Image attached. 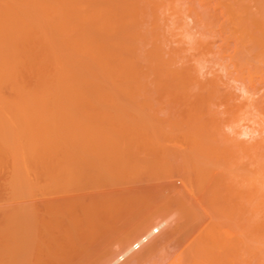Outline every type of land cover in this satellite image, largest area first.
Segmentation results:
<instances>
[{"label":"bare ground","instance_id":"1","mask_svg":"<svg viewBox=\"0 0 264 264\" xmlns=\"http://www.w3.org/2000/svg\"><path fill=\"white\" fill-rule=\"evenodd\" d=\"M85 86L86 87H88V86L89 87H93V86L104 87L105 86V88H106V86L142 88L143 92H139L138 90L136 92L135 91L134 92H129V91L125 92L126 95L128 94L130 96L137 97V98H138V96L140 97L141 95H144L145 97L149 98L152 91L154 93V96H155V94H158L160 96L162 93H164L161 90V88H164V87H165L166 94L164 93L162 95V97L164 95H166V97H169L168 93L170 91V88H172L171 92H170V94H171L170 96L173 95L172 97H175L177 95V93L178 94L180 93L182 95V98L185 97L182 99L183 101H184V99L186 101L188 98H190L189 99L190 102H191V99L193 100L192 102H194V100H195V101L199 102V105L201 103V105H203V107H205L204 103L206 105L207 104L209 105V102H212L214 100H219L222 103L224 102L225 105H223V104L222 105L224 106V108H226L224 110L225 113L229 114L230 117H232L233 119L234 118H236V119L240 118L241 119L242 117L247 118L246 117L247 115L251 116V118L247 121L248 122L250 121V123H251L252 122L251 119L253 120L252 123H254V127L253 128L249 127L253 130V132L251 130V133L250 132L248 133L247 132L248 130L242 129L243 131H242V133H240L241 130L236 129L235 130L236 132H234V130L232 131L233 134L231 133L232 134L231 136L226 135V133H225L224 135H222V137L220 139H218L217 138L218 136H215V135L217 134V132L220 131V129H219L220 128V121L222 122L223 119L221 120V117L224 116V114L219 118L220 119L218 122L219 125L216 124L219 126V128H217L218 126L216 127L217 132L215 131L214 128H213L214 130H212V131H215V133H211V131H209L208 128L206 129L205 128L206 125L201 127L200 125H203L202 123L204 122L203 121L202 123H200L202 120L201 119L202 116L199 118V114L198 115L195 114L194 118L196 120L197 131L194 130V133L191 135H188V136L183 135L184 141L182 142L183 152L185 151L184 153H182V155L186 154L184 156L185 159H186V157H187V159H189V160L186 159V161L191 162V159H192L193 162H191L190 165L187 162L188 164L186 166H187L188 172H184L182 170L183 173H181L179 171L180 169L176 170L175 172H176V174H182L183 175V177L187 181V184L189 185V187L188 186L187 187L191 189V192L196 196L195 199L197 198V200L201 203L200 205H204L206 207H208V205H210L209 208L212 207V209H213L212 211H215V209L213 207L217 206V211H218V212H216V214H217L221 210L219 205L224 204V202H226L227 199H229V198L230 199L228 200V203H230L232 201L231 197L233 198V196H234L233 200L235 198L238 199L237 197L240 196L239 192H237L238 188L236 190V195L238 193L237 197L235 196V191H234L233 195H230L233 193V190L235 187L234 188L232 187V184L229 183V180L228 181L226 180L227 184H226V182L223 183V181L225 180L224 173L226 172V175H227V171H226V168L228 167L227 164L231 165V162L229 163L228 158H231L232 156L229 157L228 154H230L233 150L234 151H241V152H243L242 154L245 153L244 155H246L248 157V159L246 156H245V158L249 162L245 160L244 164L248 163V165L246 164V167L249 168V166H250L252 168L251 171H250V169L246 168L247 172L246 171L245 172H246V175L248 174V172H252L249 174L252 175V176H250V178H252V180H250V182L253 181V184H250V182H248V183L246 182L245 184H243V186L244 185L246 186L247 184L254 186V189H253L251 186L248 185L249 189H250V187L252 188L251 191L255 190L254 191L255 196H253V199H252L253 205H251V204L250 205L254 206L253 207L254 210L253 209H251V210L257 212L256 214H255V212L254 213L252 212V214H255L256 216H258V217L254 216L255 219L253 220V221H255V223L258 220V224L256 225V226H258L257 227L258 230L255 231L256 226H254L255 227V230H253L254 232L251 231V234H252V232H253V234H256V232H257L256 238H253V239L256 240L255 242H256V246H257L256 251L258 253V258H257V253H256L255 254L256 256H254V260H257L256 263H250V264H264V0H0V168H2L5 165L9 166V163H10V165L12 164L11 166H9L10 169L12 170V172H10L11 176L9 173V177H11V179H10L11 181L13 180L12 182H14V185H15V181L19 182V183L27 182V184L32 183V185L34 184V186H35V184H37V188L41 185V189H44V190L45 189L50 190L51 186L58 185V184H59L58 185L59 187L57 186V189L60 187L62 189L64 187L63 185H65V187L67 186V188H69V186H73L72 184H73V182L75 183V181L73 180L74 178L72 179V177L74 176L75 172L72 175L71 172H73V171H71V166L74 165V167H77V168L80 167V166H78L79 165V163H78L79 157L74 158L75 161L78 160L75 162L72 157H73V154H74V156L76 154L72 153L70 151L68 152L69 149L67 147L75 146L74 148H77L79 146L78 145L79 141L76 140L77 136H79V135L74 136L73 134H80L79 128H80V126L84 127V124L81 123L80 121H76L74 119V117H76V119L81 120L80 117L75 116L77 109L80 107L79 106L80 104H78V108H77L76 104L80 103V101H81L80 98L83 97L81 92H84L83 89H86V88H82V87H85ZM167 87H168V89H167ZM237 87L241 88L242 90L238 89ZM145 88H152V89L160 88L161 93L158 91V89H157V91L159 93L156 90H152L150 92H145V90H146ZM233 88H237L238 90L243 92V95L242 96L241 95L238 96V94L236 95V92L232 91ZM91 90H93V89H91ZM91 90L90 91L88 90V91L91 92ZM167 90H169V91H167ZM155 91H156V93H155ZM111 92H113V91H111ZM92 94H95V93H92ZM122 94L123 93L120 92L121 96H122ZM180 94H179V96H180ZM91 95H87V96H91ZM100 95H101V93H100ZM120 95H118V96L120 97ZM147 95H149V97ZM144 96H142V97H144ZM84 97H85V94H84ZM155 97L159 101L161 99L163 101V99H164V98L159 99L160 97L158 98L157 95ZM83 98H81V99H83ZM122 98H123V96H122ZM122 98H121V100L124 101V99H122ZM147 98L145 100H148ZM143 99L144 98H142L141 101ZM165 99L167 101H165V100L164 101L168 103V99L167 98H165ZM178 99H176V101ZM86 101H87V99H86ZM149 101H151L150 98H149ZM162 101H160V103H162ZM171 101H173V100H171ZM96 102H98V101H96ZM136 102H138V100H136ZM151 102L153 103V101H151ZM177 102H176V104H177ZM86 103H89V101ZM86 103H84V104H86ZM146 103H148V102H146ZM160 103L158 104V102H157L156 103V104H158L157 106H159ZM91 104H93V103H91ZM124 104H125V102H124ZM126 104H129V103H126ZM164 104H161V105H163V108L165 107ZM170 104H171L170 105V109H171V106H173L175 104H173V105H172V103H170ZM179 104H181V103H179ZM105 105H106V103H105ZM182 105H183V103L178 108H175V106H174V113L176 115H172V116L175 117L179 114H180L179 117L181 116L180 112H181V110H184V109H183V107L181 110L179 108H181ZM157 106H156L157 110H160L162 108V107L160 108V106H159L160 109H158ZM86 108H88V105ZM139 108H141V107H139ZM156 108H154V110H156ZM208 108H207V110L209 111L210 106ZM134 109H137V108H134ZM177 109L180 110L178 113L176 111ZM85 111L88 112V110H85ZM105 111H107V110H105ZM105 111L103 110L104 113L101 112V114L104 115ZM131 111H133V110H131ZM167 111H169V110H167ZM171 111L168 112V115L171 113ZM118 112H119V110H118ZM124 112H127V111H124ZM147 112H149V111H147ZM212 112H213V109H212ZM90 113H92L91 110H90ZM134 113H136V112H134ZM189 113H190V111H189ZM222 113H220V114H222ZM159 114H160V112H159ZM137 115H138V113H137ZM156 115H158L157 111H156ZM160 115H162V113ZM70 116H74V117L71 118ZM100 116L102 117V115H100ZM100 116L98 115V119L96 117V120L99 121V122L97 121V124L102 123L100 121V118H99ZM189 116L191 117V115H188V117ZM196 116H198L197 118H199V119H196ZM116 117L119 118V113H118V116H116ZM134 117H137V116H134ZM188 117L187 118L185 117V118L188 120ZM206 117L209 119V117L207 115H206ZM132 118H133V115H132ZM159 118L162 121H164L163 119H165V117L162 118L161 116H159ZM65 119L70 120V121L73 119L75 122L71 123L68 121V123H67L65 121ZM103 119L105 120V118H103ZM112 119H113V116L111 117V120ZM166 119H165V121H166ZM94 120H95V117H94ZM94 120L92 119V122ZM109 120H110V117H109L108 121ZM123 120L121 119L122 122H123ZM133 120H134V118H133ZM146 120L148 123V119H146ZM172 120H173V118H172ZM203 120H204V118H203ZM225 120H223V121H225ZM81 121H84V120H81ZM197 121L200 125L197 123ZM94 122H96V121H94ZM124 122L128 123L129 121H124ZM182 122H184V120ZM189 122H190V120H189ZM78 123L79 124L81 123V125H78ZM85 123H87V122H85ZM127 123H125V124L127 125ZM149 123H151V122H149ZM152 123H153V121H152ZM237 123H238V121H237ZM132 124H133V122H132ZM191 124H193V121ZM191 124H189L188 127H190ZM76 125H77V127H76ZM103 125H105V124H103ZM103 125L101 124V126H99V124H98L99 128L102 127L101 132L99 131V133L102 134V136H101V135H98V133H97L98 130L93 131V129H96V127L93 126L94 128L92 129L91 128L92 124H90L89 129H92V132L90 130H88V132L90 131V133H94L95 135L93 134V136H92V134H91V136H90V134H89V137H87L86 141L90 140L91 137H93V138H94V136L96 137V134H97L98 135L97 138L99 136L102 137L101 141L98 142L99 144H101V146L99 145L98 147H102L105 144H106L105 146H107L108 143H106V141H105V144L102 145L104 143L102 141L103 138H106V137H103V133H102V129L104 128ZM119 125L121 127V123H119ZM183 125H184V123H183ZM183 125H182V127H183ZM226 125L228 126V124H226ZM244 125H246V124H244ZM244 125H242V126H244ZM85 126H86V124H85ZM135 126L136 125H134V127ZM214 126H215V124H214ZM230 126H232V125H230ZM107 127L108 126H106V128ZM86 128L87 127H85V129ZM106 128L104 130H106ZM117 128H116V130H117ZM122 128H123V126H122ZM135 128L133 129V126H132L133 130H135ZM153 128H154V126H153ZM166 128H167L166 129V131H167L168 127H166ZM170 128H172V127H170ZM173 128H175V127H173ZM190 128H194V124ZM198 128H202V129L198 130ZM109 129L106 131H109ZM129 129L127 128V130H129ZM139 129L140 128H138V130ZM164 129H165V127H164ZM228 129L229 128H227L226 130H228ZM238 129H240V127ZM245 129H247V128H245ZM77 130H79V133L76 132ZM112 130H111V132L114 131V130L113 131ZM133 130H132V133H130V138L131 137L133 138L134 135H135L134 138H137V136L139 137V135H141V137H142V135H144L146 137L147 134H149V133L146 134L145 131L140 132V130H139V133H137V135H136V132H138V130L134 131L135 133L133 132ZM153 130H152V132H153ZM183 130H185V129H183ZM86 131H87V129L84 131L85 132L84 135L87 136L88 132H86ZM122 131H124V129H122ZM130 131H131V129H130ZM206 131H207V133H206ZM228 131H230V130H228ZM237 131H239V132H237ZM115 132L117 134L119 131L118 132L115 131ZM142 132L143 133L145 132V133L142 134ZM221 132H219V133H221ZM230 132L228 134H230ZM208 133H209V135H208ZM121 134L124 135V139H125V135L126 136L129 135V132H128V134L127 133L125 134L123 132ZM212 134H214V135H212ZM241 134H242V137L243 136H245V137L247 136V138H248V136H249V138L251 137V140L249 139V142H247L248 140L247 141H241L239 139V137H240L239 135H241ZM80 135H83V134H80ZM84 135H83V137H84ZM113 135H114V133H113ZM218 135H221V134H218ZM104 136H106V135H104ZM110 136H109V138L112 137V136L111 137ZM209 136L211 138L212 137H215V138L211 139V138H209ZM74 137H76V138H74ZM85 137L79 138V140L80 141L85 140ZM119 137L116 136V139H118ZM127 137L129 139V141L127 138L125 139L127 142L124 140V142H126L125 146H128L129 149H134V148H132L133 146L130 148V144H132V142H131L132 139L130 141L129 136H127ZM176 137H179V136H176ZM93 138H92L91 142L87 141V143L93 144V140L95 139V138L94 139ZM63 139H65V140H63ZM98 139H95V141L96 140L98 141ZM112 139H111V141H112ZM120 139H121V137H120ZM137 139H136V141H137ZM142 139H144V137ZM71 140H73V141H71ZM121 140H123V137ZM158 140H159V138H158ZM133 141L135 142V139ZM100 142H102V143H100ZM113 142H114V140H113ZM128 142H131V143L129 144ZM149 142L150 141H148V143ZM160 142H162L161 139H160ZM81 143H84V142L81 141ZM87 143H85V144L88 145ZM98 143H97V145H98ZM163 143H164V141H163ZM164 144H168V143H164ZM117 146L118 145H115V149L117 148ZM154 146H156V144ZM66 148H67V150H65ZM106 148L109 151V148L108 147H106ZM119 148L121 149V147H119ZM128 148L126 150H128ZM63 149L65 152L63 151ZM77 149H79V148H77ZM110 149H111V147H110ZM117 150H119V149H117ZM121 150L124 151L123 154L126 153V157H127V152H125L126 150H123V149H121ZM150 150H151V148H150ZM110 151H111L110 153H112V149ZM66 152H68L67 154L68 155L70 154V155L69 156L67 154L62 155V153L65 154ZM89 152H90V150H89ZM89 152H88V155L90 154ZM91 152L93 153L94 151H91ZM113 152H115V151H113ZM144 152H145V150H144ZM119 153H121V152H119ZM132 153H133V151H132ZM6 154H9L10 158H9V155H6ZM60 154H61V156H63L62 158L60 157ZM71 154H72V156H71ZM93 154L95 157H96V155H98L95 152ZM112 154H110V155H112ZM135 154L137 155V153H135ZM90 155H92V154H90ZM99 155L97 156V159L99 158ZM101 155L103 157V153ZM104 155L108 156V157H113V155L112 156L106 155V154H104ZM230 155H232V154H230ZM118 156H117V158H118ZM83 157L84 156H81V158H83ZM241 157H244V156L241 155ZM106 158H104V160ZM117 158L114 157V158H110V159L115 160ZM137 158H135V159H137ZM139 158H140V156H139ZM101 159H103V158H101ZM110 159L107 158V160H110ZM94 160L96 162V159H94ZM104 160H103V162H102L103 164L101 166L105 167V165H104L105 161ZM120 160H124V159H119V160L117 159V161H114L115 163L112 160H110V161H111V163L113 162L114 165L115 164L119 165V164L123 163V161L121 163ZM110 161H109V164H110ZM118 161H120V162H118ZM138 161H140V159ZM117 162L119 164H117ZM76 163H77V166H75ZM135 163H137V162H135ZM240 163H243V162H240ZM107 165L108 164H106V167H107ZM108 166L112 167V164H110ZM122 166L124 168V165H122ZM134 166L132 165L131 167L132 168L134 167V169L136 170L137 166L136 165H134ZM111 167H109L111 169V171L115 168L113 170V172H115L116 169L117 170L119 169L118 171H120V168H121V167L116 168V166H115L114 168L112 167L113 168L112 169ZM131 167H130V169H131ZM85 169H86V167H85ZM137 169H139V168L137 167ZM228 169L230 170L229 167H228ZM237 169H239V168H236V170ZM242 169L246 170L244 168H242ZM3 170H4V167H3ZM3 170L0 169V172H3ZM80 170H83V169L79 168V171ZM109 170L107 167V171H109ZM229 170H228V174H231L230 173L231 171L229 172ZM243 170H242V172H243ZM85 171L87 172V170H85ZM169 172H171V171H169ZM1 174H0V178L4 175V174H2V175ZM232 174H234V172ZM236 174H237V172L235 173V176L240 177L239 174H237V175ZM240 174L242 177L243 173H240ZM243 175H245V174H243ZM90 176H92V175L90 174ZM98 176H99V174H98ZM137 176H138V174H137ZM230 176L231 175H229L230 179L232 177H234V176H232V177H230ZM248 176L249 175H247L245 179H247ZM68 177H71L72 180L68 181L67 180ZM78 178H76V179H78ZM98 178H100V177H98ZM148 178H149V176L147 177V180H148ZM3 179H4V177H3ZM81 180H83V179H81ZM92 180H93V178H92ZM119 180H121V179H119ZM243 180H244V178H243ZM3 181H2V183H3ZM64 181H66V182L68 181L67 183H69L70 185L69 184L66 185L64 183ZM246 181H248V180H246ZM100 182H102V181H100ZM133 182H131V180H130V183H133ZM238 182H240V181H238ZM222 183H223V185H222ZM21 184H20V186L24 185V184H22V185ZM38 184H40V185H38ZM29 185H31V184H29ZM2 186H4V185H2ZM113 186H115V185H113ZM229 186H231L232 188L231 187L229 188ZM14 187H13V189H14ZM222 187L223 188L225 187V188L223 189ZM226 187H228V189H227L228 192L223 191V190H226ZM237 187H238V184H237ZM52 188H51V190H55L56 187L54 189H52ZM8 189H11V187H9ZM22 189H24V188H22ZM41 189H40V191H41ZM71 189H73V188L71 187ZM229 189L230 190L233 189L232 191H230V194H228ZM65 190H66V188H65ZM177 190H178V188H177ZM182 190L183 189H181V192H183ZM185 190H184V192H185ZM6 191H7V188H6ZM6 191L4 193H6ZM59 191H60V189H59ZM8 192L9 191H7V193ZM181 192L179 190L177 191L178 194H181ZM13 193H15V192H13ZM21 193H22V196H24V198H25V193L23 192V190L21 191ZM21 193H20V195H21ZM138 193H137V196H138ZM170 193H171V191H170ZM159 194H161V193H159ZM174 194H175V191H174ZM174 194L173 193L168 194L169 199L170 198L173 199L174 197H170V195L174 196ZM243 194H244V192H243ZM250 194L253 195L254 193L251 192ZM48 195H47V198H48ZM166 195H167V193H166ZM134 196L136 197V195H134ZM161 196H163V195H161ZM248 196H249V194H248ZM248 196H246V197H248ZM10 197H9V201H12V199L10 200ZM165 197L166 196H164V198ZM220 197H222L221 200L219 199ZM13 198H15L14 200L16 201L18 198V194L15 195V197H13ZM19 198L22 199L21 197H19ZM19 198H18V200H20ZM68 198H66V199H68ZM75 198H77V197H75ZM81 199H84V198H81V197L77 198V199L72 198L69 200H63L62 199L61 201L59 199V201L55 200V202H53L52 200L51 201L48 200V201L43 202L42 205L46 211L45 214H47V217H48V219H46V220H48V223H47L48 227H46V226L45 227L49 229V228L53 227L52 224L57 225V223H58V225H57L58 227H59V224H60V227H62V225L64 224V221L62 223L61 222L59 223L56 221V216L57 215L59 216V214H60V216H59L60 218H58L57 220L62 221L61 218H64L63 217L64 213H66L65 216L68 215V212L72 213V215H73V214H75L73 212L76 209H78L80 211H83L84 209H86L85 211L90 212L89 209L87 210V208H89V206L87 208H84L86 206L83 205L84 200H81ZM114 199H115V197H114ZM131 199H132V197H131ZM166 199H168V197ZM224 199L226 201H223V203H222L221 201ZM115 200L117 202V199H115ZM137 200H139V199H137ZM215 200L216 201L219 200V202L221 204L219 202H218L219 205L216 204L217 202ZM3 201H5V200H3ZM116 202H115V204L117 206H121L120 203L118 205ZM142 202L145 203L144 200ZM174 202H175L174 204L176 206V202H178V201L175 199ZM189 202L190 201H188V204L186 202L185 203L187 205H189ZM94 203H95V201H94ZM126 203L130 204V202H128V201H126ZM138 203H139V201H137V204ZM178 203H180V202H178ZM182 203H180V204L182 205ZM231 203H233V206H235L233 201ZM137 204H136V209L139 208V207H137ZM225 204L222 205L221 207L222 208L226 207ZM42 205H40V208H38V205L36 206L37 209H39L38 210L39 212L41 211L40 209L42 208ZM82 205H83V208H80ZM111 205H113V203H111ZM111 205L108 204V206H110V210H111ZM123 205H125V204H123ZM18 206H19V209H17L18 207H16V209L21 210L20 204ZM108 206H107V208H109ZM113 206H112V209L114 211V209L116 207L113 208ZM127 206L129 207L130 205L127 204ZM161 206H162V204H161ZM163 206L166 207L167 205H163ZM179 206L180 205H178V207ZM23 207L24 206L22 205V208ZM124 207L126 208V206H124ZM132 207H133V205H132ZM134 207H135V205H134ZM141 207H142V205H141ZM178 207H177V209L180 210V208H178ZM218 207L220 209H218ZM0 208H1V206H0ZM14 208H15V206H14ZM3 209L5 211L7 209L9 210L8 206H6V208H3ZM25 209H26V207H25ZM25 209H23V210H25ZM117 209H115V210H117ZM119 209H120V207H119ZM169 209H167V210H169ZM177 209L176 210L171 209V211L172 210L177 211ZM237 209H239V207ZM36 210L34 213H37ZM123 210L125 211L124 208H123ZM127 210L125 213H123V212L116 213L115 212L116 214L113 216H110L112 214H109V213L107 216V214L105 212H100V210H98L100 212V217H98L99 219L103 215L102 213L106 214V217L104 216L101 218V220H102V222L100 221L101 229L97 233H95L96 229H95V231H92L91 234L93 236L89 235L91 237H89V239L88 238L86 239L88 243L84 244L83 246L81 245L80 246L81 248L78 247L75 249V246H74L75 251L72 248L73 253L77 254V256H79L78 254H80V253H83L87 256L90 255L89 258H91L93 256H94V258L100 257V258L104 259V262L100 258L99 259L93 258L94 260L91 258L92 261L91 262L89 261V263L97 264L99 261L101 264H104L105 261H108V259L111 256V253L113 250L112 247L115 246V245L113 246V244H116L119 248H122L126 245L125 246V248H126L127 244H129L134 238L135 239L138 238L135 236L138 235V230H140L141 228L140 229L137 228L139 225L136 224V221L139 222L141 220H137V219H141V218L143 219L144 218V220H145V218L146 219L148 218V217H146L148 215H145V213H144L145 217H143V214L140 211L139 212L141 215H139L138 210H137V215H134V217H133L135 219L131 220L132 215L136 214V211L134 210V208H133V211H131V209H130V211H128V212H132V215H131L130 213H127ZM12 211L13 212L15 211L14 213H16L15 209ZM43 211L44 210H42V212ZM63 211H64V213H63ZM96 211L94 210V212H96ZM134 211H135V213H134ZM223 211H225V210L224 209L221 210L220 214L222 215V213H223V215H224L226 213L225 214L226 216H224V217H226L225 219L227 220L228 216H230V214L228 213L229 211L228 212H223ZM238 211H230V213H232V214L236 213V212L238 213ZM87 212H85V213H87ZM208 212L210 214L212 213L210 211V209ZM9 213L10 212H8L7 216L10 215ZM17 213L19 214V211ZM186 213H184V214L186 215ZM21 214L22 213L20 212V216H21ZM79 214H78V216H79ZM87 214H85V215L87 216ZM89 214H90V216L88 215V217H91V212ZM163 214L164 213L162 212V215ZM168 214L169 213H166L167 216H169ZM172 214H174V213H172ZM181 214L184 215L183 213H181ZM227 214H228V216H227ZM239 214H237V216ZM242 214H243V212H242ZM72 215H70V216L72 217ZM138 215H139V217L141 216V218H138ZM152 215H151V217H153ZM164 215L162 216V218H160V220L165 219V217H167ZM174 215L176 216V214H174ZM14 216L16 217L17 215L14 214ZM41 216H42V214H41ZM43 216H44V214H43ZM43 216H42V218L46 217V216L45 217H43ZM94 216H95V214H94ZM96 216H97V214H96ZM213 216H215V215L214 214L211 215V218ZM21 217L24 218L23 216H21ZM71 217L68 218V216H67L68 219H71ZM215 217L218 218L219 216H215ZM215 217H213V218H215ZM230 217L232 218L234 216L232 215ZM239 217L237 220H240L242 215H240ZM22 218H20V219H22ZM35 218H36V215H35ZM52 218H54L55 221ZM98 218H95V219H98ZM154 218H155V214H154ZM176 218H175L174 222H176V220L179 219V218H177V219ZM211 218H210V220H211ZM217 218H215V220ZM65 219H66V217H65ZM90 219H92V218H90ZM150 219H152V218H149L148 220H150ZM182 219L180 217L179 221H181ZM205 219L207 220V218H205ZM220 219L221 218H219L218 220L220 221ZM2 220H3V218H2ZM19 220H18V226H19ZM86 220H87V217H86ZM196 220H198V219H196ZM218 220H216V221L218 222ZM226 220H225V222H226ZM22 221H24V220H22ZM40 221H42V220H40ZM88 221H89V219L87 220V222ZM152 221L154 222V225L153 224H150V225H153V227L151 228L149 226L150 228L149 227L146 228V230L151 229L150 233L148 232V234H145L146 236H143V237L141 236L142 238H140L137 242V245L134 246L135 250H138L140 248V246L143 244L142 242L144 240H146L152 234L157 233L158 230L166 224V222H164V221H159L160 223H158V224L155 223L156 222L155 220H152ZM234 221H233V219L228 221V222H230L229 223L230 226L234 225V224L231 225V222H234ZM97 222H99V221H96V223ZM150 222L151 221H148L146 223H150ZM167 222H168V220H167ZM170 222L171 221H169V223ZM222 222L223 221H221V223ZM12 223H14V222H12ZM30 223L28 222V224H30ZM43 223L45 224V220ZM221 223H219V226L221 225L220 226L221 228L226 226L224 222H223L224 226H222L223 223L222 224ZM235 223H237V222H235ZM41 224L39 223V227ZM73 224H74V222H73ZM143 224L145 225V222ZM143 224H141V225H143ZM167 224H166V227H167ZM238 224H239V222H238ZM11 225H13V224H11ZM20 225H22V224L20 223ZM49 225H50V227H49ZM56 225H55V227L57 228ZM135 225H137V226H135ZM206 225H207V223H206ZM216 225H218V224H216ZM23 226L26 227V225H24V223H23ZM33 226H35V225H33ZM10 227H12V226H10ZM139 227H141V226H139ZM146 227H147V225H146ZM211 227H212V230H209L211 232L208 231L207 235L211 234L212 236L214 235L213 237H215L218 231L215 232L216 229H215V231H213L214 230L213 228L215 227L214 225ZM17 228L20 229V230L16 229V232L18 235V232L21 231V228H23V227L20 228V226H19ZM56 228L53 227V229H56ZM62 228L66 229L65 226H63ZM76 228H78V227H76ZM171 228L170 227L168 228V231H166L167 234L165 232V235H163L164 231H163V234L159 233V234L164 236V239H163V236H161L163 240L158 241L157 236H156L157 241L155 239V241H153V243L151 242V244H149L150 248L148 246V248H149L148 256L151 255V257H152V255L155 254L156 251L159 253V250H161L162 247H165V245H167V246L171 245L170 246L171 249H168V250H171L170 252L167 249H165V251L168 252V253H166L167 255L162 254V251H160L161 254L159 253L160 258L162 255H163V257H165V256L166 257L164 259L161 258V260H160L159 256L156 254L157 257L154 256V258L156 257L159 259H156V260L154 259L155 260V261L153 260L154 262L157 263V261L159 260L158 264H243V262L239 263L238 261H236L235 257H239L238 256L239 254L235 256L236 252L238 253V251L237 250L234 251L236 246L241 244L242 242L240 243L238 241V244L236 243L235 247H232V250L230 251V250L226 249L227 247L225 248V246H224L225 244L223 245L224 248H222L220 245L221 242L219 243L217 241L218 245L222 248V250L226 249L223 251V253L226 252V253H224L225 255L227 254L225 259L229 256H231L233 259V257L235 256L232 261H229V260L224 261L221 259L222 255L220 256V254L216 251L217 250L216 248L218 247V245L216 248H214L215 247L214 245L217 243L214 242L215 239L212 236H210L209 238L214 239V240L213 239L211 240L212 242H214V244L213 243L211 244L214 247H212L208 243V245H210V247L212 248V249H209L208 245L206 243L207 239H205L207 237H205L204 235H201V232H203V231H201L199 233L196 232V234H198V235H196L197 237H195V238L192 237L193 239L190 240V238L188 237L190 229L188 230V227L186 230L187 232L186 231L179 232V235L176 234V232H178L176 230L177 229L180 230V227H177V225H176L175 230L171 229ZM183 228H184V226H183ZM217 228H219V227L217 226ZM4 229L5 228H3V230ZM34 229H36V228L33 227V230ZM48 229H47V231H48ZM197 229H199V228H197ZM204 229H208V228H203L201 230H204ZM209 229H211V228H209ZM240 229H242L241 226H240L239 230ZM25 230H27V229H25ZM25 230H24V232H25ZM29 230L30 231L32 230L31 226H30ZM50 230L52 231V229H50ZM76 230L77 229H75V231ZM78 230H79V228H78ZM142 230L144 231V228H142ZM192 230H194V229H192ZM57 231H59L61 234V229L58 228ZM65 231H67V229ZM65 231H62V232H64V234H65ZM143 231H139V232L143 233ZM205 231L206 230H204V234H205ZM212 231H213V234H212ZM16 232H15V236L16 237H18V236L24 237L23 238V241H24L26 235L22 236L23 235V232H22V235L19 233V235L17 236ZM37 232H39V231H37ZM43 232H44V230H43ZM59 232H55V234L56 235L58 234L57 236H59L60 235ZM86 232H87V230H86ZM93 232H94V234H93ZM232 232H234V231H232ZM33 234H34V232H33ZM40 234H41V232H40ZM45 234H47V232H45ZM69 234H70V231H69ZM73 234H74V232H73ZM175 234L178 237L174 240V236H176ZM221 234H222V232H221ZM225 234H226V232H225ZM227 234H228V231H227ZM230 234H231V232H230ZM234 234H235V232H234ZM237 234H238V232H237ZM5 235L6 236L8 235L7 232H5ZM49 235H51V234H49ZM53 235L54 234H52V236ZM56 235L53 237L55 238ZM1 236H2V234L0 231V264H10V260L8 262V259L11 258L12 256L14 257L16 249H17L15 244H17V243H15V240L11 238V234L8 235V236H10L9 239H8V237L3 238L4 236H2V237ZM60 236L58 237L59 239H60ZM64 236H66V235H63L61 237H64ZM67 236H68V232H67ZM69 236H70V238L74 237V236L71 237V235H69ZM18 238L16 240L20 239V238L19 239ZM58 238H57V240H58ZM65 238H68V237H65ZM65 238H63L62 240H64ZM215 238L217 240L218 235ZM236 238H237V235H236ZM249 238H250V236H249ZM47 239L48 238H46V241H47ZM159 239H161V238H159ZM232 239H235V237H233ZM67 240L70 241L69 238ZM67 240L66 239L64 240L65 243H68ZM235 240L237 242V240H239V239L237 238ZM64 241H62V242H64ZM161 241H163V243ZM209 241L210 240H208V242ZM224 241H226V240H224ZM224 241H223V243H224ZM25 242L26 241H24V243H23L24 247L21 246L22 250H24L23 248H25V245H26ZM35 242L37 243V241H35ZM74 242H75V240H74ZM232 242H234V241H232ZM81 243H83V242H81ZM138 243H142V244L139 246ZM226 243H227V241H226ZM243 243H244V241H243ZM232 244H234V243H232ZM14 245H15V247H14ZM54 246H56V245L54 244ZM58 246H59V244H58ZM243 246H245V245H243ZM39 247H40V245H39ZM229 247H230V245H229ZM229 247H228V249H231ZM65 248L66 247L64 246V249ZM125 248H123V249H125ZM165 248H167V247H165ZM213 248L216 249L215 254L213 252L214 251ZM241 248H242V246H241ZM241 248L239 247L240 250H241ZM77 249H79V250L81 249V251H83V252H78L79 250L77 251ZM145 250L147 252V249H145ZM211 250H213V251H211ZM227 251H228V253H227ZM232 251H233V253H232ZM248 251L246 253H248ZM142 252H144L146 254V252L144 250H142ZM211 252H213V253H211ZM16 253H19V252H16ZM54 253H52V254H54ZM64 253H65L64 256L67 257L68 251H67V254H66V252H64ZM163 253H165V252H163ZM220 253H222V251ZM230 253L232 255H230ZM69 254H72V253L70 252ZM83 254H80V255H83ZM216 254H217V256L219 255L220 257L218 256L219 258H217ZM60 255L62 256V252L60 253ZM70 256H69V258H72V260H74L73 256H76V255H73L72 257H70ZM245 256H246V254H245ZM151 257L148 258L149 261H150ZM231 257H229V259ZM255 257L257 259H255ZM55 258H57V257H55ZM106 258H108V259H106ZM135 258L137 259V257H135ZM80 259L86 260L87 257L80 258ZM83 260H78V263L81 264L80 261H83ZM96 260H97V262H95ZM138 260L139 261H137L136 264H138V263L140 264V261L142 264H145V263H143V261L140 257L138 258ZM237 260H239V259L237 258ZM22 261L24 263V260H22ZM241 261H243V260H241ZM13 262L11 260L12 264H13ZM114 262L116 263V261H114ZM248 262H247V264H249ZM250 262H251V260H250ZM100 263H98V264H100ZM245 263H246V261H245ZM17 264H20V263H18V261H17ZM151 264H153V263H151Z\"/></svg>","mask_w":264,"mask_h":264},{"label":"rangeland","instance_id":"2","mask_svg":"<svg viewBox=\"0 0 264 264\" xmlns=\"http://www.w3.org/2000/svg\"><path fill=\"white\" fill-rule=\"evenodd\" d=\"M82 88H86V89H83L84 90V92H81L82 93V96L84 97V94H85V97L83 98V97H81V98H83V99H81L80 98V103H77L76 104V107L78 108V104H80L79 106V108L77 109V112L75 113V116H78V117H80V119L81 120H84L85 122H87V123H85L84 121H81V120H79V119H76V117H74V116H70L71 118L72 117H74V119L76 120V121H80L81 123H83L84 124V127H81L80 126V128H79V130H80V134H85V130L87 129V131L86 132H88V130H90L91 132H92V129L94 128L93 126H95L96 127V129H93V131H97V133H98V135H101L102 136V134L101 133H99V131L101 132V128H99L98 127V124H99V126H101V124L103 125V124H105V125H103V129H102V133H103V137H106V138H103V144L102 145H104L105 144V141H106V143H108L107 144V146H102V147H98L99 145L101 146V144H99L98 142L99 141H101V138L102 137H98L97 138V134H96V137L94 136V138L95 139H98V141L96 140L95 141V139L93 138V137H91L90 138V140H87L88 142L90 141L91 142V140H92V138L94 139L93 140V144L92 143H87V141H86V139H87V137H89V134H90V136H91V134H92V136H93V134L94 133H90V131L87 133L88 135L86 136V135H84V137H85V140H81V141H83L84 143H81V141L79 140V138H84L83 137V135H80V134H73L74 136H76V135H79V136H77V139L76 140H78L79 141V146L77 147V148H79V149H77V148H74L75 146H73V147H71V146H69V147H67L69 150H68V152L70 151V152H72V153H75L76 155L74 156V154H73V159L75 158V157H79V161L78 160H76V161H78V163H79V165L78 166H80V167H74V165L73 166H71V171H73V172H71L72 173V175H73V173H74V176L72 177V179L75 181V183L73 182V186H69V188H67V186L65 187V185H63L64 187L61 189V187L60 188H58L57 189V186L59 185H53V186H51L50 187V190L48 189V190H44V189H41V185L40 184H38V185H40L38 188H37V184H35V186H34V184L32 185V183H29V184H31V185H29V184H27V182H21L22 184H24V185H22L21 183H19V182H16L15 181V185H14V182H12L10 179H11V177H9V173L10 172H12V170L10 169V167L9 166H11L10 165V163H9V166L8 165H5V166H3L4 167V170H3V167L2 168H0L1 170H3V172H0V174L2 173V174H4L1 178H0V206H1V208H0V231H1V234H2V236H4L3 238H6V237H8V239L10 238V236H8L9 234H11V238L12 239H14L15 240V243H17V244H15L16 245V248L18 249H16V252H19V253H16L15 252V255H14V257L12 256L11 258H9L8 259V262H9V260H10V264H12L11 263V260H12V262H13V264L15 263V264H17V261H18V263H20V264H22L23 263V261L22 260H24V263L23 264H79L78 263V260H83V259H80V258H85V257H87V259L86 260H83V261H80L81 262V264H91V263H89V261L91 262L92 261V259L94 258V256L93 257H91V258H89V256H87V255H85V254H83V253H80V254H83V255H80V254H78L79 256H77V254H75V253H73V250H72V248L74 249V246H75V249L76 248H78V247H80L81 245L83 246L84 244H87L88 242H87V238L89 239V237H91V236H89V235H92L91 234V232L92 231H95V229H96V231H95V233H97L100 229H101V227H100V221L102 222V220H101V218L102 217H106V214H107V216H108V213L109 214H112V215H110V216H113V215H115L116 213H118V212H123V213H125L126 212V210H127V213H130L131 215H132V212H128V211H130V209H131V211H133V208H134V210L136 211V214H133L132 215V219L131 220H134L135 218H133L134 217V215H137V210H138V214L139 215H141L140 214V212H142V214H143V217H145V215H148V216H146V217H148L147 219L145 218V220H144V218L142 219L141 218V216L139 217V215H138V218H141V219H137V220H141V221H136V224L137 225H139V226H141V227H137L138 229H140V230H138V235L137 236H135V237H138L137 239H133L129 244H127V247L125 248V246L124 247H122V248H119L116 244H113V246L114 247H112L113 248V250H112V253H111V256H110V258L108 259V258H106V259H108V261H105V263L106 264H112L114 261H116V263L114 262L113 264H136V262L137 261H139L138 260V258L140 257L141 259H142V261H143V263H145V264H151V263H153V264H155L156 262H154L156 259H159L160 258V254H161V252L160 251H162V254H166V253H168L167 251H165V249H171V245L170 246H167V245H165V247H167V248H165V247H160L161 248V250H159V253L157 252H155V254L154 255H152V257H151V255L150 256H148V250H149V248H150V245L149 244H151V242L153 243V241H155V239H156V236H157V239H158V241H160V240H163L164 239V236L163 235H165V232L166 231H168V228L170 227H172L171 229H176V225H177V227H180V230L179 229H177L176 231H178V232H176V234L177 235H179V232H183V231H186L187 230V227H188V230H189V238H190V240L191 239H193L192 237H197L196 235H198V234H196V232H201V231H203V232H201V235H204L205 237H207V238H205V239H207L206 241V243H207V245H208V243L211 245L212 243L214 244V242L215 243H217V244H215L214 246L213 245H211L212 247H214V248H216L217 247V245H218V242L220 243V245H221V247L222 248H224V246H225V248L227 249V250H232V247H235V245H236V243L238 244V241L241 243V244H239V245H237L236 246V248H235V250L234 251H238V253L236 252V254H235V256L236 255H238L239 257H235L236 258V261H238L239 263H242L243 262V264H247V262L250 264V263H256V261L257 260H254V256H256L255 254L257 253V246H256V240L255 239H253V238H256V235H257V232H256V234H253V230H255V227L254 226H256L257 224H258V220L256 221V223H255V221H253L255 218H254V216H256L255 214L257 213V212H255V211H253L254 209H253V207L254 206H251V205H253L252 203H253V201H252V199H253V196H255V190L254 191H251V189L253 188L254 189V186H251V185H249V184H247L246 186L244 185L243 186V184H245L246 182L248 183V182H250V180H252V178H250V176H252L251 174H249V173H252V172H248V174L247 175H249L248 176V178L247 179H245L246 178V172H247V169L246 168H248V167H246V164L248 165V163H246V164H244V162H245V160H246V158H245V156L246 155H244V154H242L243 152H241V151H232L230 154H232V155H230V154H228L229 155V157H231V158H228V161H229V163L231 162V165H228L227 164V166L230 168V170L228 169V167L226 168V171H227V175H226V172L224 173V177H225V180L223 181V183L224 182H226V184H227V181L229 180V183L230 184H232V187L234 188V190H233V193L232 194H230V191H232V190H230L229 189V193L228 194H230V195H233L234 194V191H235V196L237 197V195H238V193H237V195H236V190H237V188H238V191L237 192H239V194H240V196L239 197H237L238 199H234L233 200V198H234V196H233V198L231 197V199H232V201L234 202V205L235 206H233V203H231L230 201V203H228V200L230 199H227V201L224 199V200H222L221 202L223 203V201H226V202H224V204H225V206L226 207H224V208H222L221 206L222 205H224V204H222V205H219L218 204V202H219V200L218 201H216L217 203L216 204H218L219 206H220V208H221V210H225V211H223V212H228L229 214H230V216H234V217H230V216H228V214H227V216H228V219L229 220H232L233 219V221L234 222H231V225H233V226H230V222H228L229 220L227 219H225L226 217H224V216H226L225 214L223 215V213H222V215L220 214V211H219V213H217L216 214V212H218L217 211V206L216 207H213L214 209H215V211H212L213 209H212V207L211 208H209V206L210 205H208V207H206V206H204V205H200L201 203L197 200V198L195 199V195L191 192V189L190 188H188L189 187V185L187 184V181H186V179L183 177V175L182 174H176V170H179L181 173H183V171L184 172H188L187 171V164L189 163V165L191 164V162H193V160L191 159V162L190 161H186V159H187V157H186V159H185V155H182V153H184L183 152V148H182V142L184 141V139H183V135H191V134H193L194 133V130H196L197 131V128H196V120H195V114L196 115H198L199 114V118L202 116L203 118H204V120H203V118L201 117V122L200 123H202L203 121V125H200L199 123H198V121H197V123L202 127V126H205L206 125V129L208 128V130L209 131H211V133H215V131L217 130V128H219V118L224 114V116H222L221 117V120L223 119V120H225L226 118V120L225 121H223L222 120V122L220 121V131L219 132H221V133H219V132H217V134L215 135V136H218L217 138L218 139H220L221 137H222V135H224L225 133H226V135H232L233 134V130H234V132H236L235 130L237 129V130H241L240 131V133H242V131L243 130H248L247 132L249 133H251V128H253L254 127V123H252L253 122V120L251 119V123H250V121L248 122L247 120H249L250 118H251V116H246L247 118H245V117H242L241 119L243 120H241L240 118L239 119H236V118H232V117H230V115L229 114H226L225 113V109L226 108H224V106L223 105H225L224 104V102L222 103L221 101H219V100H214V101H212V102H209V105L207 104H205L204 103V106L205 107H203V105H201V103H200V105H199V102H197V101H195L194 100V102H192L193 100L191 99V102L189 101V99L190 98H186L187 100L185 101V99H184V101L182 100L183 98H185V97H183L182 98V95L180 94V96H179V94L177 93V95L181 98H179L177 95L175 96V97H172V96H170L171 94H170V92H171V89L172 88H170V91L169 90H167V91H169V93H168V96L169 97H166V95H164L163 97H162V95L165 93L166 94V92H165V87L164 88H161V90L164 92V93H162L160 96L158 95V94H155V96L157 95V97L159 98V99H161V98H164L163 99V101H162V99L160 100V101H162V103H160V101L154 96V93H153V91L152 90H156L157 91V89H158V91L161 93V91H160V88H155V89H152V88H145L146 90H145V92H150V91H152V93H151V95H150V97H149V95H147L149 98H150V100L151 101H153V103L151 102V101H149V98H147V97H145L144 95H141L140 97L138 96V98L137 97H133V96H130V95H126L125 94V92L127 91H129V92H136L137 90L139 91V92H143L142 90V88H139V87H134V88H128V87H109V86H106V88H105V86L104 87H102V86H93V87H82ZM238 88V87H237ZM233 88L232 89V91H234V92H236V95L238 94V96H242L243 95V92H241L240 90H238V89H241V88ZM91 89H93V90H91ZM107 89V90H106ZM150 89V90H149ZM167 89H168V87H167ZM91 90V92H89V91ZM106 90V91H105ZM113 91V92H111V91ZM125 90V91H124ZM242 90V89H241ZM110 91V92H109ZM156 91H155V93H156ZM157 91V92H158ZM86 92V93H85ZM88 92V93H87ZM101 93V95H100V93ZM104 92V93H103ZM120 92L121 93H123L122 94V96H123V98H122V96L120 95ZM158 92V93H159ZM90 93V94H89ZM92 93H95V94H92ZM106 93V94H105ZM119 93V94H118ZM242 93V94H241ZM92 94V95H91ZM109 94V95H108ZM87 95H91V96H87ZM95 95V96H94ZM118 95H120V97L118 96ZM98 96V97H97ZM102 98H101V97ZM113 96V97H112ZM142 96H144V97H142ZM104 97V98H103ZM119 97V98H118ZM144 98L142 101H141V99L142 98ZM121 98L122 99H124V101H122L121 100ZM141 98V99H140ZM148 99V100H145V99ZM165 98H167L168 99V103L167 102H165V101H167ZM170 98V99H169ZM180 100H179V99ZM86 99H87V101H86ZM97 99V100H96ZM176 99H178L177 101H176ZM129 100V101H128ZM136 100H138V102H136ZM155 100V101H154ZM165 100V101H164ZM171 100H173V101H171ZM183 102H182V101ZM89 101V103H86V102H88ZM91 101V102H90ZM96 101H98V102H96ZM107 101V102H106ZM122 103H120V102ZM171 101V102H170ZM181 101V102H180ZM103 102V103H102ZM124 102H125V104L126 103H129V104H124ZM131 102V103H130ZM146 102H148V103H146ZM158 102V104L160 103V105L161 104H164V108H163V105H159L160 106V108L163 110H161L160 108H159V106H157L158 104H156ZM176 102H177V104H176ZM190 104H189V103ZM84 103H86V104H84ZM91 103H93V104H91ZM105 103H106V105H105ZM167 103V104H166ZM170 103H172V105L173 104H175V105H173V106H171V109H170ZM179 103H183V105L181 106V108H179L180 110L182 109V107H183V109L184 110H181V116L179 117V115H177V116H172V115H176L175 113H174V106H175V108H178L181 104H179ZM193 103V104H192ZM196 103V104H195ZM96 104V105H95ZM154 104V105H153ZM156 104V105H155ZM179 104V105H178ZM223 104V105H222ZM87 105H88V108H86L87 107ZM104 105V106H103ZM108 105V106H107ZM135 105V106H134ZM138 107H137V106ZM199 107H198V106ZM85 106V107H84ZM128 106V107H127ZM156 106L158 107V109H160V110H157V108H156ZM188 106V107H187ZM210 106V110L208 111L207 110V108ZM103 107V108H102ZM139 107H141V108H139ZM143 107V108H142ZM169 109H168V108ZM90 108V109H89ZM102 108V109H101ZM105 108V109H104ZM108 108V109H107ZM126 108V109H125ZM134 108H137V109H134ZM154 108H156V110H154ZM173 108V109H172ZM194 108V109H193ZM224 108V109H223ZM139 109V110H138ZM187 109V110H186ZM196 109V110H195ZM199 109V110H198ZM209 109V108H208ZM212 109H213V112H212ZM85 110H88V112L87 111H85ZM90 110H91V112L92 113H90ZM103 110L105 111V110H107V111H105V114L103 115V114H101V112L102 113H104L103 112ZM118 110H119V112H118ZM131 110H133V111H131ZM167 110H169V111H167ZM172 110V111H171ZM180 110H176L177 111V113L180 111ZM193 110V111H192ZM196 112H195V111ZM201 110V111H200ZM97 111V112H96ZM121 111V112H120ZM124 111H127V112H124ZM140 111V112H139ZM147 111H149V112H147ZM156 111H157V114L159 115V116H161L162 118L163 117H165V119H166V121H165V119H163L164 121H162V120H160V118H159V116L158 115H156ZM160 112V114L162 113V115H160L159 114V112ZM171 111V113L168 115V112H170ZM184 111V112H183ZM189 111H190V113H189ZM211 111V112H210ZM86 112V113H85ZM95 112V113H94ZM112 112V113H111ZM130 112V113H129ZM134 112H136V113H134ZM151 112V113H150ZM164 112V113H163ZM173 112V113H172ZM187 112V113H186ZM192 112V113H191ZM195 112V113H194ZM223 112V113H222ZM109 113V114H108ZM118 113H119V118L118 117H116V116H118ZM137 113H138V115H137ZM184 113V114H183ZM201 113V114H200ZM208 113V114H207ZM211 113V114H210ZM220 113H222V114H220ZM93 114V115H92ZM96 114V115H95ZM113 116V119L111 120V115ZM127 114V115H126ZM133 115V118H134V120H133V118H132V115ZM166 114V115H165ZM194 116H193V115ZM90 115V116H89ZM98 115L100 116V115H102V117L103 118H105V120L100 116L99 118H100V121L102 122V123H98L97 124V121L98 120H96V117H97V119H98ZM116 115V116H115ZM188 115H191V117L189 116L188 117ZM206 115L209 117V119L206 117ZM220 115V116H219ZM110 117V120L108 121V119H109V117ZM121 116V117H120ZM134 116H137V117H134ZM139 116V117H138ZM172 116V117H171ZM193 116V117H192ZM227 116V117H226ZM230 118H229V117ZM94 117H95V120H94ZM124 117V118H123ZM188 117V120L186 119V118ZM198 116H196V119H199V118H197ZM217 117V118H216ZM249 117V118H248ZM94 120V121H96V122H92V119ZM129 118V119H128ZM148 119V123H147V120L146 119ZM171 118V119H170ZM172 118H173V120L175 121H173L172 120ZM180 118V119H179ZM183 118V119H182ZM245 118V119H244ZM90 119V120H89ZM102 119V120H101ZM121 119L123 120V122L121 121ZM137 119V120H136ZM140 119V120H139ZM233 119V120H232ZM89 120V121H88ZM114 120V121H113ZM150 120V121H149ZM169 120V121H168ZM184 120V122H182ZM189 120H190V122H189ZM193 121V124H194V128H190V127H192L193 126V124H191L192 123V121ZM195 120V121H194ZM218 120V121H217ZM229 120V121H228ZM240 120V121H239ZM65 121L68 123V121L69 122H71V123H73V122H75L73 119L70 121V120H67V119H65ZM106 121V122H105ZM118 123H117V122ZM121 121V122H120ZM124 121H129L128 123L127 122H124ZM152 121H153V123H152ZM228 121V122H227ZM234 121V122H233ZM236 121V122H235ZM237 121H238V123H237ZM89 122V123H88ZM99 122V121H98ZM132 122H133V124H132ZM135 122V123H134ZM149 122H151V123H149ZM225 122V123H224ZM231 122V123H230ZM81 123L79 124L78 123V125H81ZM96 123V124H95ZM119 123H121V127H120V125H119ZM125 123H127V125L125 124ZM183 123H184V125H183ZM188 123V124H187ZM224 123V124H223ZM234 123V124H233ZM75 124V123H74ZM85 124H86V126H85ZM90 124H92V129H89L90 128V126L89 125ZM109 124V125H108ZM115 124V125H114ZM138 124V125H137ZM147 124V125H146ZM169 124V125H168ZM186 124V125H185ZM189 124H191L190 125V127H188L189 126ZM214 124H215V126H214ZM216 124H218V125H216ZM223 124V125H222ZM226 124H228V126L226 125ZM236 124V125H235ZM244 124H246V125H244ZM126 125V126H125ZM129 125V126H128ZM134 125H136L135 127L137 128H140L139 130H140V132L141 131H145L146 132V134L147 133H149V134H147V136L145 137L144 135H142V137H141V135H139V137L137 136V138H134V136H133V138L131 137L130 138V133H132V130L135 128L134 127ZM182 125H183V127H182ZM198 125V126H199ZM230 125H232V126H230ZM242 125H244V126H242ZM253 125V126H252ZM106 126H108L107 128H106ZM119 126V127H118ZM122 126H123V128H122ZM132 126H133V129H132ZM153 126H154V128H153ZM187 126V127H186ZM199 126V127H200ZM214 126V127H213ZM218 126V127H217ZM234 126V127H233ZM76 127H77V125H76ZM75 127V128H76ZM85 127H87L86 129H85ZM118 127V128H117ZM164 127H165V129H164ZM166 127H168V132L166 131ZM170 127H172V128H170ZM173 127H175V128H173ZM217 127V128H216ZM229 128L228 130H230V131H228V130H226L227 128ZM231 127V128H230ZM240 127V129H238ZM249 127H251V128H249ZM77 128V129H78ZM99 128V129H98ZM106 128V130H108L109 128V131H106V130H104ZM114 128V129H113ZM116 128H117V130H116ZM127 128L129 129H131V131H130V129L129 130H127ZM135 128V130H133V132L134 131H137L138 130V128L136 129ZM145 130H144V129ZM215 129V131H212V130H214ZM245 128H247V129H245ZM85 129V130H84ZM114 131H113V130ZM122 129H124V131H122ZM154 129V130H153ZM183 129H185V130H183ZM199 129H202V128H198V130ZM243 129V130H242ZM76 130V129H75ZM79 130H77L76 132H78L79 133ZM111 130L113 131V132H111ZM139 130H138V132H136V135H137V133H139ZM152 130H153V132H152ZM115 131H119L117 134H116V132ZM195 131V132H196ZM208 131V132H209ZM127 133L128 134V132H129V135H127V136H129V138H130V141H131V139H132V144H130L131 142H128L129 144H130V148L132 147V148H134V149H129L128 148V146H125V143L127 142L125 139L127 138L128 139V137L125 135V139H124V135L123 134H121V133ZM144 132V133H145ZM205 132V131H204ZM230 132V134H228ZM237 132H239V131H237ZM252 132H253V130H252ZM96 133V132H95ZM105 133V134H104ZM107 133V134H106ZM109 133V134H108ZM113 133H114V135H113ZM135 133V132H134ZM133 133V134H134ZM143 132H142V134H144ZM188 133V134H187ZM206 133H207V131H206ZM210 133V132H209ZM209 133H208V135H209ZM232 133V134H231ZM116 134V135H115ZM120 134V135H119ZM218 134H221V135H218ZM95 135V134H94ZM104 135H106V136H104ZM111 135H113L111 138H109V136ZM149 135V136H148ZM212 135H214V134H212ZM211 135V136H212ZM57 136V135H56ZM116 136H120L121 137V139H122V137H123V140H121L120 139V137L118 138V139H116ZM152 136V137H151ZM176 136H179V137H176ZM240 136V137H239ZM238 137H239V139L241 140V141H247V142H249V139L251 140V137L249 138V136H248V138H247V136L245 137V136H243L242 137V134L241 135H239ZM251 136V135H250ZM73 137V136H72ZM144 137V139H142ZM148 137V138H147ZM170 137V138H169ZM186 137V136H185ZM184 137V138H185ZM245 137V138H244ZM74 138H76V137H74ZM113 138V139H112ZM158 138H159V140H158ZM180 138V139H179ZM209 138H211L210 136H209ZM213 138H215V137H212L211 139H213ZM216 138V139H217ZM242 138V139H241ZM111 139H112V141H111ZM135 139V142L133 141ZM136 139H137V141H136ZM154 139V140H153ZM157 139V140H156ZM160 139H161V141L162 142H160ZM179 139V140H178ZM182 139V140H181ZM215 139V140H216ZM217 139V140H218ZM244 139V140H243ZM63 140H65V139H63ZM74 140V139H73ZM73 140H71V141H73ZM113 140H114V142H113ZM124 140L126 141V142H124ZM150 141L149 143H148V141ZM70 141V140H69ZM128 141H129V139H128ZM139 141V142H138ZM163 141H164V143H168V144H164L163 143ZM96 142V143H95ZM123 142V143H122ZM171 142V143H170ZM77 143V142H76ZM85 143H87L88 145H86ZM97 143H98V145H97ZM100 143H102V142H100ZM135 143V144H134ZM156 144V146H154L155 144ZM92 144V145H91ZM134 144V145H133ZM143 144V145H142ZM77 145V144H76ZM97 145V146H96ZM115 145H118L117 146V148L115 149ZM127 145V144H126ZM137 145V146H136ZM146 145V146H145ZM151 145V146H150ZM161 145V146H160ZM111 147V149H112V153L115 155H113L112 153H110L111 151V149H110V147ZM163 146V147H162ZM168 146V147H167ZM181 146V147H180ZM106 147H108L109 148V151H108V149L106 148ZM119 147H121V149H123V150H126L127 148H128V150H126L125 152H127V157H126V153L125 154H123V152L124 151H122ZM124 147V148H123ZM184 147V146H183ZM65 148V147H64ZM67 148L65 149V150H67ZM140 148V149H139ZM150 148H151V150H150ZM117 149H119V150H117ZM163 149V150H162ZM89 150H90V152H89ZM133 151V153H132V151ZM139 150V151H138ZM144 150H145V152H144ZM63 151H64V149H63ZM91 151H94L95 153H97L98 155H99V158L101 159V158H103V159H97V156L98 155H96V157L94 156V152L92 153ZM113 151H115V152H113ZM131 151V152H130ZM165 151V152H164ZM167 151V152H166ZM65 152V151H64ZM68 152H66L65 154H63L62 153V155H66ZM88 152L90 153V154H92V155H88ZM119 152H121V153H119ZM129 152V153H128ZM230 152V151H229ZM228 152V153H229ZM103 153V157H102V154ZM132 153V154H131ZM135 153H137V155L135 154ZM104 154H106V155H110V154H112L113 155V157H108V156H105ZM122 154V155H121ZM6 155H9V154H6ZM5 155V156H6ZM68 155V154H67ZM70 155V154H69ZM68 155V156H69ZM84 156L83 158H81V156ZM112 155H110V156H112ZM118 156V158H117V156ZM136 155V156H135ZM182 155V156H181ZM227 155V156H228ZM241 155L242 156H244V157H241ZM71 156H72V154H71ZM90 156V157H89ZM101 156V157H100ZM105 156V157H104ZM123 156V157H122ZM139 156H140V158H139ZM8 157V156H7ZM60 157L62 158L63 156H61V154H60ZM93 157V158H92ZM95 157V158H94ZM108 159H110V158H117L118 160L119 159H124V160H120L121 161V163H122V161H123V163L122 164H119L118 162H120V161H118L117 162V164H119V165H114V161H117V159H110V160H112L113 162L111 163V161L110 160H107V158ZM139 158L140 159V161H138L139 159L137 158V159H135V158ZM142 157V158H141ZM247 157V156H246ZM9 158H10V155H9ZM104 158H106L105 160H104ZM134 160H133V159ZM77 159V158H76ZM93 159V160H92ZM94 159H96V162H95V160ZM233 159V160H232ZM236 159V160H235ZM247 159H248V157H247ZM11 160V159H10ZM100 162H98V161ZM103 160L105 161L104 162V165H105V167L104 166H101L103 163ZM133 160V161H132ZM181 162H180V161ZM187 160H189V159H187ZM74 161H75V159H74ZM75 161V162H76ZM94 161V162H93ZM109 161H110V164H112V167L114 168L115 166H116V168H119V167H121L122 165H124V168H123V166L120 168V171H118L117 169L115 170V172H113V170L115 169H113L111 166H108V165H110L109 164ZM185 163H184V162ZM233 161V162H232ZM246 161H248V160H246ZM107 162V163H106ZM135 162H137V163H135ZM143 162V163H142ZM188 162V163H187ZM240 162H243V163H240ZM249 162V161H248ZM108 164L107 165V167H108V170L110 169L109 167H111L113 170L111 171V169L109 170V171H107V167H106V164ZM125 163V164H124ZM166 163V164H165ZM75 164V163H74ZM141 164V165H140ZM182 164V165H181ZM114 165V166H113ZM134 166V165H136L139 169H137V167H136V170L134 169V167L132 168L131 166ZM163 165V166H162ZM75 166H77V163H76V165ZM118 166V167H117ZM84 167V168H83ZM85 167H86V169H85ZM130 167H131V169H130ZM179 167V168H178ZM192 167V166H191ZM190 167V168H191ZM9 168V169H8ZM79 168L80 169H83V170H80L79 171ZM89 168V169H88ZM123 168V169H122ZM141 168V169H140ZM169 168V169H168ZM183 168V169H182ZM236 168H239V169H237L236 170ZM242 168H244V169H246V170H243ZM87 170V172L85 171V170ZM92 169V170H91ZM95 169V170H94ZM125 169V170H124ZM151 169V170H150ZM162 169V170H161ZM171 169V170H170ZM189 169V168H188ZM241 169V170H240ZM248 169H250V171L252 170V168L249 166V168ZM10 170V171H9ZM89 170V171H88ZM94 170V171H93ZM124 170V171H123ZM183 170V171H182ZM191 170V169H190ZM228 170H229V172L231 173V174H228ZM235 170V171H234ZM242 170H243V172H242ZM14 171V170H13ZM111 171V172H110ZM118 171V172H117ZM169 171H171V172H169ZM246 171V172H245ZM249 171V170H248ZM92 172V173H91ZM190 172V171H189ZM234 172V174H232ZM237 172V174H239L240 175V177L239 176H235V173ZM245 172V173H244ZM89 173V174H88ZM157 173V174H156ZM159 173V174H158ZM161 173V174H160ZM171 173V174H170ZM175 173V174H174ZM192 173V172H191ZM240 173H243V174H245V175H243L242 174V177H241V174ZM1 174V175H2ZM88 174V175H87ZM90 174L92 175V176H90ZM97 174V175H96ZM98 174H99V176H98ZM137 174H138V176H137ZM165 174V175H164ZM168 176H167V175ZM236 174V175H237ZM149 176V178H148V180H147V177ZM175 175V176H174ZM229 175H231L230 177H232V176H234V177H232L231 179L233 180H231L230 178H229ZM10 176H11V173H10ZM95 176V177H94ZM97 176V177H96ZM115 176V177H114ZM121 176V177H120ZM124 176V177H123ZM145 176V177H144ZM162 176V177H161ZM228 176V177H227ZM3 177H4V179H3ZM78 178V179H76V178ZM81 177V178H80ZM98 177H100V178H98ZM117 177V178H116ZM161 177V178H160ZM69 178V179H68ZM67 178V180L69 181V180H72L71 179V177H68ZM92 178H93V180H92ZM112 178V179H111ZM115 178V179H114ZM237 178V179H236ZM243 178H244V180H243ZM81 179H83V180H81ZM101 179V180H100ZM108 179V180H107ZM119 179H121V180H119ZM131 180V182H133V183H130V180ZM136 179V180H135ZM139 179V180H138ZM165 179V180H164ZM179 179V180H178ZM236 179V180H235ZM4 180V181H3ZM227 180V181H226ZM231 180V181H230ZM246 180H248V181H246ZM2 181H3V183H2ZM11 181V182H10ZM67 181V182H68ZM100 181H102V182H100ZM121 181V182H120ZM238 181H240V182H238ZM66 181H64V183L66 184V185H68L69 183H67ZM78 182V183H77ZM96 182V183H95ZM119 182V183H118ZM176 182V183H175ZM109 185H108V184ZM111 183V184H110ZM223 183H222V185H223ZM228 183V184H229ZM20 184L23 186H20ZM62 184V183H61ZM76 184V185H75ZM106 184V185H105ZM117 184V185H116ZM121 184V185H120ZM139 184V185H138ZM176 184V185H175ZM225 184V185H226ZM237 184H238V187H237ZM250 184H253V181H251L250 182ZM2 185H4V186H2ZM12 185V186H11ZM15 187H14V186ZM27 185V186H26ZM70 185V184H69ZM113 185H115V186H113ZM156 185V186H155ZM234 185V186H233ZM248 185L249 186H251L250 187V189H249V187H248ZM25 186V187H24ZM30 186V187H29ZM167 186V187H166ZM175 186V187H174ZM177 186V187H176ZM188 186V187H187ZM9 187H11V189H8ZM13 187H14V189H13ZM27 187V188H26ZM36 187V188H35ZM53 187V188H52ZM56 187V188H55ZM59 187V186H58ZM71 187L73 188V189H71ZM131 187V188H130ZM231 186H229V188H230ZM231 187V188H232ZM246 189H245V188ZM3 188V189H2ZM6 188H7V191H9L8 193H7V191H6ZM22 188H24V189H22ZM29 188V189H28ZM51 188L52 189H54L55 188V190H51ZM65 188H66V190H65ZM104 188V189H103ZM140 188V189H139ZM177 188H178V190L181 192V189H183L182 191L183 192H181V194H178L177 193ZM181 188V189H180ZM223 188V187H222ZM225 188V187H224ZM223 188V189H224ZM23 190V192L25 193V198H24V196H22V193H21V191ZM29 191H28V190ZM40 189H41V191H40ZM59 189H60V191H59ZM64 189V190H63ZM68 189V190H67ZM101 189V190H100ZM135 189V190H134ZM186 189V190H185ZM190 189V190H189ZM222 189V190H223ZM227 189H228V187H226V190H223L224 192L226 191V192H228L227 191ZM245 189V190H244ZM14 190V191H13ZM159 190V191H158ZM184 190H185V192H184ZM247 190V191H246ZM3 191V192H2ZM6 191V193H4ZM12 191V192H11ZM52 191V192H51ZM63 193H62V192ZM65 191V192H64ZM78 191V192H77ZM105 191V192H104ZM170 191H171V193H170ZM174 191H175V194H174ZM189 191V192H188ZM249 191V192H248ZM13 192H15V193H13ZM40 192V193H39ZM139 192V193H138ZM243 192H244V194H243ZM251 192H253L254 194L253 195H251L250 193ZM20 193H21V195H20ZM23 193V194H24ZM31 193V194H30ZM36 193V194H35ZM38 193V194H37ZM53 193V194H52ZM90 193V194H89ZM137 193H138V196H137ZM159 193H161V194H159ZM166 193H167V195H166ZM174 194V196L172 195H170V197H174L173 199H169V195L168 194ZM184 193V194H183ZM13 194V195H12ZM18 194V198L19 197H21L22 199H20V200H18V198H17V200L15 201L14 199L15 198H13V197H15V195H17ZM33 194V195H32ZM36 196H35V195ZM49 194V195H48ZM89 194V195H88ZM150 194V195H149ZM177 194V195H176ZM248 194H249V196H248ZM7 195V196H6ZM12 195V196H11ZM28 195V196H27ZM39 195V196H38ZM47 195H48V198H47ZM79 197H78V196ZM134 195H136V197L134 196ZM161 195H163V196H161ZM10 197V200L12 199V201H9V197ZM67 196V197H66ZM77 197V198H84V199H81V200H84V206H86V207H84V208H87L88 206H89V208H87V210L89 209L90 210V212H91V217H88V215L90 216V212L88 211H85L86 209H84L83 211H80V210H78V209H76L73 213H75V214H73L72 215V213H70V212H68V218L69 217H71L70 215H72V217H71V219H68L67 218V216H65L66 215V213H64V211H63V217L64 218H61V220L62 221H59V220H57L58 218H60L59 216H60V214H59V216L57 217L56 216V221L57 222H63L64 221V224L62 225V227L63 226H65V228L67 229V231H65L66 229H64V228H62V227H60V224H59V227L57 226L58 225V223H57V228L55 227V225H53L52 224V226L54 227V228H56V229H53V227H51V228H46V227H48V225H47V223H48V220H46V219H48V217H47V214H45L46 213V211H45V209H44V207H43V205H42V203L43 202H45V201H53V202H55V200H57V201H59V199H60V201L63 199V200H69V199H77V198H75V197ZM124 196V197H123ZM126 196V197H125ZM128 196V197H127ZM149 196V197H148ZM156 196V197H155ZM164 196H166L165 198H164ZM246 196H248V197H246ZM17 197V196H16ZM33 197V198H32ZM69 197V198H68ZM72 197V198H71ZM93 197V198H92ZM114 197H115V199H117V202H116V200L114 199ZM120 197V198H119ZM131 197H132V199H131ZM139 197V198H138ZM155 197V198H154ZM168 197V199H166ZM183 197V198H182ZM246 197V198H245ZM5 198V199H4ZM39 198V199H38ZM59 198V199H58ZM65 198V199H64ZM66 198H68V199H66ZM119 198V199H118ZM131 200H129V199ZM179 198V199H178ZM189 198V199H188ZM228 198V197H227ZM248 198V199H247ZM251 198V199H250ZM97 199V200H96ZM112 199V200H111ZM114 199V200H113ZM125 199V200H124ZM127 199V200H126ZM135 199V200H134ZM137 199H139V200H137ZM141 199V200H140ZM144 200V202L145 203H143L142 201ZM160 199V200H159ZM175 199L178 201V202H180V203H182V205L180 204V203H178V202H176V206H175ZM220 200L222 199V197H220L219 198ZM3 200H5V201H3ZM7 200V201H6ZM109 200V201H108ZM155 200V201H154ZM170 200V201H169ZM197 200V201H196ZM94 201H95V203H94ZM119 205V203H120V205L121 206H117L116 204H115V202ZM120 201V202H119ZM124 201V202H123ZM126 201H128V202H130V204L129 203H126ZM137 201H139V203L137 204ZM159 201V202H158ZM166 201V202H165ZM188 201H190L189 202V205H187L188 204ZM239 203H238V202ZM97 202V203H96ZM99 202V203H98ZM108 202V203H107ZM173 202V203H172ZM187 204H186V203ZM199 202V203H198ZM247 202V203H246ZM111 203H113V205H111ZM178 203V204H177ZM220 203V202H219ZM243 203V204H242ZM15 204V205H14ZM20 204V206H21V210H17V209H19V205ZM108 204L109 205H111V210H110V206H108ZM123 204H125V205H123ZM127 204L128 205H130L129 207L127 206ZM136 204H137V207H139V208H137L136 209ZM161 204H162V206H161ZM221 204V203H220ZM251 204V205H250ZM17 205V206H16ZM22 205L24 206L23 208H22ZM38 205V208H40V205H42V208L40 209L41 211L39 212L38 210L39 209H37V206ZM83 205L80 207V208H83ZM132 205H133V207H132ZM134 205H135V207H134ZM141 205H142V207H141ZM163 205H167L166 207H164ZM178 205H180L179 207H178ZM215 205V204H214ZM6 206H8V208H9V210L7 209L6 211L3 209V208H6ZM14 206H15V208H14ZM107 206L109 207V208H107ZM112 206H113V208L114 207H116L115 209H117V210H115L114 209V211H113V209H112ZM124 206H126V208L124 207ZM16 207H18L17 209H16ZM25 207H26V209H25ZM29 207V208H28ZM97 207V208H96ZM119 207H120V209H119ZM122 207V208H121ZM177 207L178 208H180V210L179 209H177ZM187 207V208H186ZM239 207V209H237ZM16 210V213L19 211V214L17 213H14L12 210ZM123 208L125 209V211L123 210ZM170 208V209H169ZM219 207H218V209H220ZM23 209H25V210H23ZM37 209V210H36ZM100 210V212H105V213H102L103 215L101 216V218L99 219L98 217H100V212L98 211V210ZM102 209V210H101ZM143 209V210H142ZM167 209H169V210H167ZM171 209H174V210H176L177 209V211H174V210H172L171 211ZM208 209V210H207ZM209 209H210V211L212 212L211 214L208 212L209 211ZM251 209H253V210H251ZM33 210V211H32ZM35 210L37 211V213H34L35 212ZM42 210H44L43 212H42ZM94 210L97 212H94ZM104 210V211H103ZM110 210V211H109ZM195 210V211H194ZM198 210V211H197ZM239 210V211H238ZM135 211H134V213H135ZM140 211V212H139ZM167 211V212H166ZM182 211V212H181ZM194 211V212H193ZM207 211V212H206ZM230 211H238V213L237 214H239L238 216H237V214L236 213H230ZM8 212H10L9 214L11 215H9V216H7L8 215ZM12 212V213H11ZM20 212L22 213L21 214V216H23L24 218H22L21 216H20ZM42 212V213H41ZM80 214H79V213ZM85 212H87V213H85ZM116 212V213H115ZM147 212V213H146ZM162 212L165 214H163L164 216H167L166 215V213H169L168 215L169 216H167V217H165V219H161L160 220V218H162ZM166 212V213H165ZM186 213V215L184 214V215H182L181 213ZM203 212V213H202ZM205 212V213H204ZM215 212V213H214ZM242 212H243V214H242ZM252 212L254 213L255 212V214H252ZM30 213V214H29ZM144 213H145V215H144ZM150 213V214H149ZM153 215H152V214ZM172 213H174V214H176V216L174 215V214H172ZM180 213V214H179ZM193 213V214H192ZM4 214V215H3ZM14 214L15 215H17L16 217L14 216ZM39 214V215H38ZM41 214H42V216H43V214H44V216L43 217H45V218H42V216H41ZM78 214H79V216H78ZM85 214H87V216L85 215ZM93 214V215H92ZM94 214H95V216H94ZM96 214H97V216H96ZM154 214H155V218H154ZM208 214V215H207ZM210 214V215H209ZM215 215V216H219L218 218L217 217H215V216H213V217H215V218H217L216 220H218L219 218H221L220 219V221L218 220V222L219 223H221V221H223L224 223H225V225L226 226H224V223L222 224V226H224V227H220L219 226V223L215 220V218H211V215ZM25 215V216H24ZM34 215V216H33ZM35 215H36V218H35ZM76 215V216H75ZM151 215L153 216V217H151ZM171 215V216H170ZM181 215V216H180ZM221 215V216H220ZM240 215H242V217H241V219L240 220H237L238 219V217L240 216ZM7 216V217H6ZM74 216V217H73ZM81 216V217H80ZM94 216V217H93ZM150 216V217H149ZM179 216V217H178ZM187 216V217H186ZM203 216V217H202ZM223 216V217H222ZM3 218V220H2V218ZM32 219H31V218ZM34 217V218H33ZM65 217H66V219H65ZM84 217V218H83ZM86 217H87V220L89 219V221L87 222V220H86ZM136 217V216H135ZM159 217V218H158ZM174 217V218H173ZM179 218L178 220H176V222H174L175 221V218ZM180 217H181V221H179L180 220ZM202 217V218H201ZM231 219H230V218ZM256 217H258V216H256ZM20 218H22V219H20ZM40 218V219H39ZM42 218V219H41ZM90 218H92V219H90ZM95 218H98V219H95ZM149 218H152V219H150V220H148ZM164 218V217H163ZM173 218V219H172ZM176 218V219H177ZM187 218V219H186ZM205 218H207V220L205 219ZM209 218V219H208ZM210 218H211V220H210ZM235 218V219H234ZM240 218V217H239ZM16 219V220H15ZM20 219V220H19ZM28 221H27V220ZM45 220V224L43 223L44 222V220ZM53 220H54V218H52ZM74 219V220H73ZM85 219V220H84ZM159 219V220H158ZM196 219H198V220H196ZM243 219V220H242ZM246 219V220H245ZM258 219V218H257ZM18 220H19V226H20V228L21 227H23V228H21V231H19L18 232V235H19V233L22 235V232H23V235L22 236H24V235H26V237H25V240L24 241H26L25 242V248H23L24 250H22L21 249V246L22 247H24V241H23V238L24 237H20V236H18L17 235V232H16V229L18 230L19 228H17V227H19L18 226ZM22 220H24V221H22ZM40 220H42V221H40ZM74 222V224H73V222ZM143 220V221H142ZM152 220H155L156 222L155 223H160L159 221H164V222H166V224H167V227H166V224L162 227V228H160L159 230H158V232L157 233H154V234H152L151 236H149L146 240H144L142 243H138L139 244V246H140V248L138 249V250H135L134 249V246L135 245H137V242H138V240L140 239V238H142L143 236H146L145 234H148V232L150 233V230L151 229H148V230H146V228H148L149 226L152 228L153 227V225H154V222L152 221ZM166 220V221H165ZM167 220H168V222H167ZM210 220V221H209ZM225 220H226V222H225ZM7 223H6V222ZM34 221V222H33ZM40 221V222H39ZM47 221V222H46ZM55 221V220H54ZM81 221V222H80ZM85 221V222H84ZM91 221V222H90ZM95 221V222H94ZM96 221H99V222H97L96 223ZM134 221V222H135ZM148 221H151L150 223H146V222H148ZM169 221H171L170 223H169ZM185 223H184V222ZM188 223H187V222ZM199 221V222H198ZM12 222H14V223H12ZM28 222L30 223V224H28ZM33 222V223H32ZM142 222V223H141ZM145 222V225L143 224ZM179 222V223H178ZM204 222V223H203ZM211 222V223H210ZM235 222H237V223H235ZM238 222H239V224H238ZM243 222V223H242ZM20 223L22 224V225H20ZM23 223H24V225H26V227L25 226H23ZM36 223V224H35ZM38 223V224H37ZM39 223L41 224L40 225V227H39ZM99 223V224H98ZM140 223V224H139ZM206 223H207V225H206ZM209 223V224H208ZM227 223V224H226ZM245 223V224H244ZM250 223V224H249ZM4 224V225H3ZM6 224V225H5ZM11 224H13V225H11ZM32 224V225H31ZM141 224H143V225H141ZM150 224H153V225H150ZM197 224V225H196ZM216 224H218V225H216ZM243 224V225H242ZM17 225V226H16ZM33 225H35V226H33ZM76 225V226H75ZM78 225V226H77ZM137 225H135V226H137ZM146 225H147V227H146ZM156 225V224H155ZM172 225V226H171ZM179 225V226H178ZM189 225V226H188ZM215 226L213 229V231H215V229H216V231L215 232H217V234H216V236L215 237H217V235H218V239L216 240V238L215 237H213L211 234H208L207 235V232L209 231V230H212V227L211 226ZM230 227H229V226ZM253 225V226H252ZM10 226H12V227H10ZM30 226L32 227V230L30 231L29 229H30ZM46 226V227H45ZM102 226V225H101ZM183 226H184V228H183ZM198 226V227H197ZM217 226L219 227V228H217ZM228 226V227H227ZM240 226H241V228L242 229H240L239 230V228H240ZM33 227L34 228H36V229H34L33 230ZM42 227V228H41ZM49 227H50V225H49ZM76 227H78L79 228V230H78V228H76ZM87 227V228H86ZM100 227V228H99ZM149 227V228H150ZM226 227V228H225ZM235 227V228H234ZM253 227V228H252ZM258 226H256V230L255 231H257L258 230V228H257ZM3 228H5L4 230H3ZM45 228V229H44ZM61 229V234H60V232L59 231H57V229ZM142 228H144V231L142 230ZM197 228H199V229H197ZM203 228H208V229H204V230H206L205 231V234L207 235H205L204 234V230H201V229H203ZM209 228H211V229H209ZM224 228V229H223ZM231 228V229H230ZM235 230H234V229ZM9 229V230H8ZM25 229H27V230H25ZM41 229V230H40ZM44 230V232H43V230ZM47 229H48V231H47ZM50 229H52V231L50 230ZM63 229V230H62ZM75 229H77L76 231H75ZM81 229V230H80ZM98 229V230H97ZM185 229V230H184ZM192 229H194V230H192ZM220 229V230H219ZM230 229V230H229ZM246 229V230H245ZM20 230V229H19ZM23 230V231H22ZM24 230H25V232H24ZM36 230V231H35ZM51 232H50V231ZM70 231V234H69V231ZM86 230H87V232H86ZM225 230V231H224ZM228 231V234L230 235H228L227 234V231ZM4 231V232H3ZM27 231V232H26ZM37 231H39V232H37ZM62 231H65V234H64V232H62ZM90 231V232H89ZM139 231H143V233L141 232H139ZM163 231H164V234H163ZM213 231H212V234H213ZM220 231V232H219ZM232 231H234L235 232V234H234V232H232ZM238 232V234H237V232ZM250 231V232H249ZM251 231H253L252 232V234H251ZM5 232H7V236L5 235ZM15 232H16V235L21 239H19L18 237H16L15 236ZM33 232H34V234H33ZM40 232H41V234H40ZM45 232H47V234H45ZM55 232H59V234L61 235V236H63V235H66V236H64V237H61L60 235V239L62 240L63 238H65V237H68L69 238V240L70 241H68L67 239L68 238H65L66 240H67V242L68 243H65V239L64 240H62V241H64V242H62L58 237L59 236H57L56 234H55ZM67 232H68V236H67ZM73 232H74V234H73ZM187 232V231H186ZM209 232H211V231H209ZM221 232H222V234H221ZM225 232H226V234H225ZM230 232H231V234H230ZM90 233V234H89ZM159 233H161V234H163V235H161V234H159ZM28 234V235H27ZM33 234V235H32ZM44 236H43V235ZM49 234H51V235H49ZM52 234H54L53 236H55L56 235V239L52 236ZM81 234V235H80ZM85 234V235H84ZM93 234H94V232H93ZM166 234H167V232H166ZM175 234V235H176ZM234 234V235H233ZM251 234V235H250ZM47 235V236H46ZM69 235H71V237L72 236H74L73 238H70V236ZM79 235V236H78ZM84 235V236H83ZM174 236V240L178 237V236ZM200 235V234H199ZM233 235V236H232ZM236 235H237V238L239 239V240H237V242H236V240L235 239H237L236 238ZM243 235V236H242ZM255 235V236H254ZM1 236V237H2ZM30 236V237H29ZM46 236V237H45ZM49 236V237H48ZM88 236V237H87ZM93 236V235H92ZM142 236V237H141ZM159 236V237H158ZM161 236H163V239H162V237ZM210 236H212L213 238V240H214V242H212L211 240V238H209ZM249 236H250V238H249ZM28 237V238H27ZM233 237H235V239H232ZM242 237V238H241ZM246 237V238H245ZM19 239V240H16V239ZM45 238V239H44ZM46 238H48L47 239V241H46ZM57 238H58V240H57ZM75 238V239H74ZM159 238H161V239H159ZM250 240H249V239ZM38 239V240H37ZM80 239V240H79ZM84 239V240H83ZM157 239H156V241H157ZM226 240L227 241V243H226V241H224V240ZM241 239V240H240ZM44 240V241H43ZM51 240V241H50ZM74 240H75V242H74ZM208 240H210L209 242H208ZM244 241V243H243V241ZM246 240V241H245ZM35 241H37V243L35 242ZM73 243H72V242ZM218 241V242H217ZM223 241H224V243H223ZM232 241H234V242H232ZM40 242V243H39ZM43 242V243H42ZM47 242V243H46ZM49 242V243H48ZM58 242V243H57ZM62 242V243H61ZM81 242H83V243H81ZM162 243H163V241H161ZM211 242V243H210ZM255 242V243H254ZM21 243V244H20ZM169 243V242H168ZM232 243H234V244H232ZM19 244V245H18ZM23 244V245H22ZM40 245V247H39V245ZM51 244V245H50ZM54 244L56 245V246H54ZM58 244H59V246H58ZM68 244V245H67ZM225 244V245H224ZM15 245H14V247H15ZM37 245V246H36ZM163 245V244H162ZM210 245H208V248L209 249H212L211 247H210ZM224 245V246H223ZM229 245H230V247H229ZM234 245V246H233ZM242 246V248H241V246ZM243 245H245V246H243ZM28 246V247H27ZM46 246V247H45ZM64 246L66 247L65 249H64ZM71 246V247H70ZM117 246V247H116ZM148 246H149V248H148ZM51 247V248H50ZM169 247V248H168ZM219 245H218V247L216 248V249H214V251L213 250H211V251H213L214 252V254H215V252L217 251L219 254H220V256L222 257L221 259L222 260H224V261H232L233 259H234V257H233V259H232V257L231 256H229V257H231L230 259H229V257H227L226 259H225V257L227 256V254L225 255L224 253H226V252H224L223 253V251L224 250H226V249H223L222 250V248H221ZM228 247L229 248H231V249H228ZM238 247V248H237ZM239 247L241 248V250L239 249ZM249 249H248V248ZM31 248V249H30ZM81 248V247H80ZM115 248V249H114ZM117 248V249H116ZM123 248H125V249H123ZM47 249V250H46ZM60 249V250H59ZM75 249H74V251H75ZM130 249V250H129ZM145 249H147V252H146V250ZM36 250V251H35ZM39 250V251H38ZM54 250V251H53ZM66 250V251H65ZM79 249H77V251H78ZM116 250V251H115ZM142 250H144L145 252H146V254L144 253V252H142ZM216 250V251H215ZM249 250V251H248ZM56 251V252H55ZM67 251H68V255L70 256V257H72L73 255H76V256H73V259L74 260H72V258H69V256L67 255V257H65L64 255H65V253L64 252H66V254H67ZM72 253V254H69L70 252ZM76 251V252H77ZM118 251V252H117ZM120 251V252H119ZM169 252L171 251V250H168ZM222 251V253H220ZM240 251V252H239ZM248 251V253H246ZM55 252V253H54ZM62 252V256L60 255V253ZM78 252H83V251H81V249L78 251ZM77 252V253H78ZM163 252H165V253H163ZM213 252H211V253H213ZM52 253H54V254H52ZM217 253V254H218ZM227 253H228V251H227ZM232 253H233V251H232ZM252 253V254H251ZM19 256H18V255ZM56 254V255H55ZM156 254L159 256V258H156L157 256H156ZM217 254H216V256H217ZM245 254H246V256H245ZM38 255V256H37ZM136 255V256H135ZM167 255V254H166ZM230 255H232L231 253H230ZM48 256V257H47ZM50 256V257H49ZM59 256V257H58ZM113 256V257H112ZM139 256V257H138ZM154 256H156L155 258H154ZM219 256V255H218ZM217 256V258H219ZM27 257V258H26ZM42 257V258H41ZM55 257H57V258H55ZM77 257V258H76ZM112 257V258H111ZM135 257H137V259L135 258ZM151 257V259H150V261H149V259L148 258H150ZM166 257V256H165ZM165 257H163V255L161 256V258H165ZM244 257V258H243ZM15 258V259H14ZM37 258V259H36ZM65 258V259H64ZM98 259L100 258V257H97ZM96 257L94 258V259H97ZM161 258H160V260H161ZM237 258L239 259V260H237ZM249 260H248V259ZM257 258H258V253H257ZM256 257H255V259H257ZM21 259V260H20ZM26 259V260H25ZM68 259V260H67ZM93 259V260H94ZM103 262H104V259H102V258H100ZM155 259V260H154ZM16 260V261H15ZM44 260V261H43ZM63 260V261H62ZM100 260V261H101ZM154 260V261H153ZM241 260H243V261H241ZM250 260H251V262H250ZM26 261V262H25ZM50 261V262H49ZM56 261V262H55ZM73 263H72V262ZM86 261V262H85ZM101 261V262H102ZM130 263H129V262ZM159 261V260H158ZM158 261H157V263L156 264H158ZM235 261V260H234ZM245 261H246V263H245ZM22 262V263H21ZM30 262V263H29ZM95 262H97V260L95 261ZM94 263V262H93ZM98 263H100L99 261H98ZM97 263V264H98ZM104 263V264H105ZM101 264V263H100ZM139 264V263H138ZM140 264H142L141 263V261H140Z\"/></svg>","mask_w":264,"mask_h":264},{"label":"built area","instance_id":"3","mask_svg":"<svg viewBox=\"0 0 264 264\" xmlns=\"http://www.w3.org/2000/svg\"><path fill=\"white\" fill-rule=\"evenodd\" d=\"M137 249V248H136Z\"/></svg>","mask_w":264,"mask_h":264}]
</instances>
